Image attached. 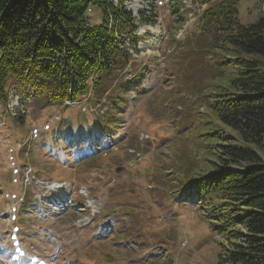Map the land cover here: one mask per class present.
<instances>
[{"label":"rangeland","instance_id":"374dc122","mask_svg":"<svg viewBox=\"0 0 264 264\" xmlns=\"http://www.w3.org/2000/svg\"><path fill=\"white\" fill-rule=\"evenodd\" d=\"M124 7L136 19L137 42L123 74L137 86L121 98L116 127L83 141L110 110L89 96L62 109L22 100L16 90L24 113L11 89L7 101L0 100V264H39L38 258L47 264H217L222 238L194 206L176 203L163 179L183 175L188 164L192 168L190 155L205 150L198 137L206 130L203 119L221 128L205 97L223 79L218 51L205 52L196 0L180 15L169 12L166 0H130ZM237 11L241 25L259 17L255 0H238ZM85 17L88 25L101 23L96 6ZM87 115L93 125H84ZM61 120L71 131L65 142L57 135ZM14 215L25 248L17 245L3 259Z\"/></svg>","mask_w":264,"mask_h":264},{"label":"trees","instance_id":"16d2710c","mask_svg":"<svg viewBox=\"0 0 264 264\" xmlns=\"http://www.w3.org/2000/svg\"><path fill=\"white\" fill-rule=\"evenodd\" d=\"M126 1L0 0V100L6 102L7 91L14 88L22 100L63 109L66 102L89 96L110 110L83 141L93 142L98 133L116 127L121 98L137 86L123 74L137 42L136 19L124 7ZM200 1L207 4L200 23V34L208 37L205 52L218 51L214 60L223 76L210 85L206 107L221 128L203 119L206 130L198 137L205 150L190 155L192 168L188 164L183 175L163 182L176 203L194 206L222 238L217 264H264V62L259 61L264 58V17L241 25L238 0ZM90 6L100 10L99 25L87 24ZM178 12L175 5L173 13ZM81 114L71 118L72 126ZM91 118L87 115L84 125H93ZM17 119L23 122V116ZM70 132L59 121V142ZM15 227L21 246L19 222Z\"/></svg>","mask_w":264,"mask_h":264},{"label":"built area","instance_id":"2783aa9c","mask_svg":"<svg viewBox=\"0 0 264 264\" xmlns=\"http://www.w3.org/2000/svg\"><path fill=\"white\" fill-rule=\"evenodd\" d=\"M256 8L258 12L264 14V0H256Z\"/></svg>","mask_w":264,"mask_h":264}]
</instances>
